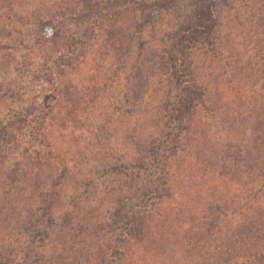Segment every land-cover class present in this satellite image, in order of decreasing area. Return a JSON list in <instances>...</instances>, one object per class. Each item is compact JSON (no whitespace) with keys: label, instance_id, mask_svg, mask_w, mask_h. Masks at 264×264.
<instances>
[{"label":"trees","instance_id":"trees-1","mask_svg":"<svg viewBox=\"0 0 264 264\" xmlns=\"http://www.w3.org/2000/svg\"><path fill=\"white\" fill-rule=\"evenodd\" d=\"M172 1L64 0L63 7L45 8L51 14L39 21L41 28L62 48L51 46L50 55L61 60L62 44L74 42L68 56L81 51L84 58L99 36L108 47L121 46L115 61L148 75L149 96L144 89L142 95L150 116L137 114L115 164L90 174L71 149H54L40 167L22 170L19 182L7 187V206L20 205L13 208L16 225L3 229L0 264H264V79L252 81L257 70L249 53L263 40L255 37L250 47L233 16L235 31L218 24L209 31L208 23L221 19L222 0H193L178 19ZM11 2L0 0V40L3 32L11 35L6 24L14 18L3 16ZM117 69L113 62L109 71ZM112 81L98 84L108 88ZM129 81L127 93L135 90ZM10 122L0 121V156ZM125 123L121 127L130 128ZM225 144L228 149L217 150ZM111 169L102 191L96 179ZM29 178L37 183L28 185ZM87 183L91 189L81 195Z\"/></svg>","mask_w":264,"mask_h":264},{"label":"rangeland","instance_id":"rangeland-1","mask_svg":"<svg viewBox=\"0 0 264 264\" xmlns=\"http://www.w3.org/2000/svg\"><path fill=\"white\" fill-rule=\"evenodd\" d=\"M63 1L12 0L11 3H16L13 7L9 6L3 15H10L14 21L6 24L8 26L6 29L11 30V35L3 32L0 40V121H11L10 128L1 138L6 152L0 156V241L4 239L5 232L8 231L3 229H7L6 227L12 224L16 225L14 217L18 211H13V208L18 210L20 204L7 206L10 201L7 187L19 182L22 170H25L27 166L32 167V164L36 168L40 167L50 158L48 152L54 149L62 152L71 149L70 153L74 162L78 167L87 166L84 168L86 171L88 167L92 168L90 174L99 166L103 167L108 161L115 164L119 152H122L121 149L124 147V138L132 131L135 120L139 118L137 114L142 112L143 118L150 116L149 113L144 112L145 109L150 112V104L149 101L146 102L148 99L145 96H149L148 88H146L148 75L141 77L137 70L131 68L132 65L129 68H122L121 62L115 61L114 57L123 51L122 49L119 52L121 46L112 44V47H108L105 45V39L99 36L94 38L84 58L81 56V51L76 52L75 56H68L67 50L74 51L71 50L75 45L74 42L62 44L65 45L66 51L63 52L65 55L61 60L50 55L52 46V42H48L50 34L46 29L41 28L39 21L50 16L51 13L45 10L46 7L51 8L53 3L57 5L61 3L63 7ZM72 1L82 4V0ZM96 1L101 2L102 0ZM192 1H172L174 6L172 10L175 11L174 19H178L180 11L185 8L191 9ZM60 7L56 6L54 9L59 11ZM221 7L219 23L218 19L214 18L213 23L209 22L207 28L210 31L213 29L212 26L215 27L218 24L220 26L217 25V29L229 27L235 31L231 22V16H233V19L236 17L237 21L242 23L244 32L248 33L247 39L253 41L250 47H254L255 37L262 38L263 42L257 44L256 48L249 52L251 62H253L251 66L257 70V74L252 76V81L261 84V80L264 79V0H222ZM12 23L16 25L15 29L11 27ZM17 28L22 29V33L12 34V31H16ZM151 30L152 28L147 29L148 38H152ZM163 34L161 37L165 41L168 33ZM199 37L202 40L201 35ZM19 39L22 40V45L18 44ZM233 42L236 49H239L238 40L234 39ZM151 44L149 43L148 46ZM53 47L59 51L62 49L58 46L56 49L55 44ZM134 50L135 47H133V53ZM106 52L112 54L107 57ZM197 61L198 59L196 63ZM113 62L114 67L118 68V74H115L114 70L109 71ZM198 65L202 67L203 64L199 61ZM222 66L227 71L229 70L226 65ZM106 78L107 81L108 79L113 80L110 87H100L98 83L105 82ZM129 78L132 79L129 81ZM127 81L135 87L134 91L127 93ZM61 82L64 83V87ZM57 89L60 90V96ZM142 89L146 90L145 95H142ZM149 90L151 91L152 88ZM225 102L221 103L224 105ZM87 107L89 110L85 111L84 108ZM123 120H126L125 125L128 124L130 128L121 127ZM4 125L1 124L0 128ZM142 135L143 132L141 137ZM141 137L137 135L136 140ZM136 145L133 143V147ZM211 146L206 145V147ZM129 147L130 150L132 145L129 144ZM216 148L225 150L227 147L225 144L223 148L221 146ZM130 151L127 152L125 149L128 157ZM48 165L60 167L58 161L48 163ZM120 168L117 165L116 169L121 170ZM99 171L102 174L104 170ZM109 173L99 177V180L96 179L95 183L103 188L102 191H104L103 186L108 185L105 182L106 179L115 172L111 169ZM46 176L45 174L43 178ZM30 178L29 183L27 181L22 183L25 187V183L28 185L37 183L36 180L32 182ZM90 182L93 181L90 179ZM89 183L85 186L82 184L81 195H85L84 191L90 187ZM186 185L187 188L191 186ZM27 219L28 216L23 217L24 221ZM17 226H19L18 222Z\"/></svg>","mask_w":264,"mask_h":264}]
</instances>
